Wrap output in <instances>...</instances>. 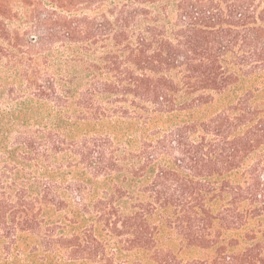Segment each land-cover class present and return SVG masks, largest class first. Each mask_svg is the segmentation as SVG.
Wrapping results in <instances>:
<instances>
[{"label": "trees", "instance_id": "obj_1", "mask_svg": "<svg viewBox=\"0 0 264 264\" xmlns=\"http://www.w3.org/2000/svg\"><path fill=\"white\" fill-rule=\"evenodd\" d=\"M0 264H264V0H0Z\"/></svg>", "mask_w": 264, "mask_h": 264}]
</instances>
